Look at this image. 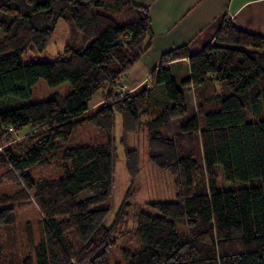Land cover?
I'll return each mask as SVG.
<instances>
[{"label":"trees","instance_id":"1","mask_svg":"<svg viewBox=\"0 0 264 264\" xmlns=\"http://www.w3.org/2000/svg\"><path fill=\"white\" fill-rule=\"evenodd\" d=\"M59 21L82 42L51 53ZM152 39L148 7L132 0H0V184L16 188L0 195V264H264V36L225 20L200 52L167 50L137 91H116ZM181 60L185 75L173 67ZM63 83L67 93L33 100ZM86 125L104 141L83 142ZM141 125L148 161L176 192L133 213L127 230L129 190L105 222L117 145L132 186L138 158L126 140ZM46 166L57 173L38 175ZM29 203L39 233L25 247L16 209Z\"/></svg>","mask_w":264,"mask_h":264},{"label":"rangeland","instance_id":"2","mask_svg":"<svg viewBox=\"0 0 264 264\" xmlns=\"http://www.w3.org/2000/svg\"><path fill=\"white\" fill-rule=\"evenodd\" d=\"M71 39V43L74 46L81 44L82 40L78 33L74 32L72 28H70L63 21H59L51 38L49 39L46 49L51 53L61 52L64 48L65 42ZM176 70V69H175ZM116 91L121 90L125 91L123 88V84L115 89ZM69 91L68 84L63 83L56 87L51 88L48 91H45L38 97L33 100H37L40 98H45L48 94L52 92L59 93H67ZM191 96V94H190ZM102 102V94L101 91L96 92L88 105L91 108L98 107ZM191 110V114H192ZM115 122V131L116 138L118 139L120 128H119V117L116 115ZM259 118L264 119V111L259 109ZM144 120V118H143ZM178 124V120L173 122V129L176 131V127ZM78 135L83 142H92V143H101L104 141L103 135L93 126H84L82 129L78 130ZM32 128L27 126L16 132L11 134V139L15 142H19L24 139L28 134H30ZM127 147L129 149H136L137 158H138V171L135 175L132 186H130V177L128 176L125 165H124V155L122 152V148L117 145V165L114 175V188L111 197V212L106 219V224L111 222L112 217L121 202L125 192L129 190L131 193L129 203L131 205L130 210V219L127 220L126 229L131 230L134 225V217L133 213L137 210L146 208L144 205L148 202H161V201H172L175 198V188L173 185L172 177L167 173L158 170L155 166H153L147 158V148H146V130L143 125H141L133 134H130L126 140ZM195 161L197 163H201V152L198 137L195 136ZM54 165V163L52 164ZM57 169L54 166H46L37 169V173L40 176H54L57 173ZM15 184L13 182H3L0 184V195H10L15 191ZM145 208V209H144ZM16 225L15 228L19 229V237L24 244L25 247H29L31 245L30 241H28V233L31 230L32 241L37 242L38 233H39V214L37 208L33 203L24 204L21 208L16 209ZM133 217V218H132ZM133 220V221H132ZM28 224L30 229H28ZM126 246L131 250L134 246V241H126Z\"/></svg>","mask_w":264,"mask_h":264},{"label":"crops","instance_id":"3","mask_svg":"<svg viewBox=\"0 0 264 264\" xmlns=\"http://www.w3.org/2000/svg\"><path fill=\"white\" fill-rule=\"evenodd\" d=\"M132 1L148 7L153 39L149 51L128 72L123 82L125 92H135L143 85L163 52L182 45H186L190 53L200 52L213 41L225 20L247 32L264 36V0ZM173 67H181L184 75L188 73L186 60Z\"/></svg>","mask_w":264,"mask_h":264}]
</instances>
